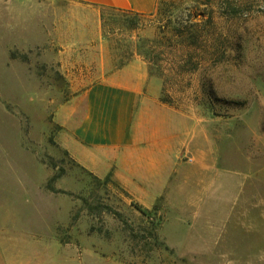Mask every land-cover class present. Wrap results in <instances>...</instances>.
<instances>
[{
    "label": "rangeland",
    "instance_id": "1",
    "mask_svg": "<svg viewBox=\"0 0 264 264\" xmlns=\"http://www.w3.org/2000/svg\"><path fill=\"white\" fill-rule=\"evenodd\" d=\"M42 1L38 25L0 6V227L20 243L13 254L44 264H264V0H159L142 16ZM176 22L194 26L195 46H175ZM32 34L39 44L20 49ZM133 60L160 82L161 103L204 128L217 164L195 192L183 185L150 209L79 169L53 136L60 104Z\"/></svg>",
    "mask_w": 264,
    "mask_h": 264
},
{
    "label": "crops",
    "instance_id": "2",
    "mask_svg": "<svg viewBox=\"0 0 264 264\" xmlns=\"http://www.w3.org/2000/svg\"><path fill=\"white\" fill-rule=\"evenodd\" d=\"M63 1L143 15L152 13L157 2ZM44 4L42 0H0L1 16L17 20L25 14V20L36 21L38 25L44 18ZM28 7L32 9L30 13L21 11ZM41 30L43 26L40 30L37 26V31ZM31 36L34 43L27 41L18 47L29 49L39 44L36 35ZM159 93L160 82L149 75L145 63L128 62L58 106L52 116L56 126L55 149L65 152L79 169L91 176L114 181L144 209L152 208L158 200L179 195L183 185H192L195 192L197 184L205 183V176L212 175L216 168L214 145L205 143L203 127L190 129L186 119L161 103ZM188 153L194 160L190 169L191 163L183 160ZM188 170L192 171L190 179L186 175ZM209 185L207 182L204 189H209ZM5 230L0 227V264H44V257L35 253L26 257L13 254V246L20 243L10 230ZM63 258L71 262L70 258Z\"/></svg>",
    "mask_w": 264,
    "mask_h": 264
},
{
    "label": "trees",
    "instance_id": "3",
    "mask_svg": "<svg viewBox=\"0 0 264 264\" xmlns=\"http://www.w3.org/2000/svg\"><path fill=\"white\" fill-rule=\"evenodd\" d=\"M107 9L114 10V11L115 10L123 11V10L113 9V8H107ZM154 11L155 12L159 11V0H157V2H156V6H155V10ZM134 14L136 16H142L143 15V14H137V13H134ZM148 15H151V13L148 14ZM176 24H177V27L172 29L173 30L172 32L174 33L172 37L174 38L175 46L176 47H184V46L186 47V46H190V45H194L195 46L197 44V38L192 33L193 32L192 30H193L194 26H192V24L185 25V23H184V25H182L179 22H176ZM148 65H150V62H148ZM148 73H149V69H148ZM160 77H161V75H160ZM137 208H138V210L141 211V208H139V207H137Z\"/></svg>",
    "mask_w": 264,
    "mask_h": 264
},
{
    "label": "built area",
    "instance_id": "4",
    "mask_svg": "<svg viewBox=\"0 0 264 264\" xmlns=\"http://www.w3.org/2000/svg\"><path fill=\"white\" fill-rule=\"evenodd\" d=\"M186 161H187L188 163H191V162H192V159H191V158H187Z\"/></svg>",
    "mask_w": 264,
    "mask_h": 264
}]
</instances>
